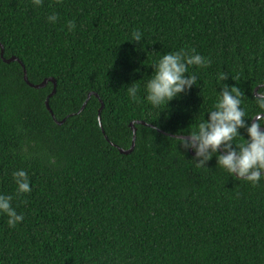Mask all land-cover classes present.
Listing matches in <instances>:
<instances>
[{"label":"trees","instance_id":"trees-1","mask_svg":"<svg viewBox=\"0 0 264 264\" xmlns=\"http://www.w3.org/2000/svg\"><path fill=\"white\" fill-rule=\"evenodd\" d=\"M133 31L141 41L126 40ZM193 49L208 61L189 68L200 87L152 108L151 64ZM25 71L55 82L36 88ZM222 73L251 105L264 0H0V194L24 217L10 228L0 214V264H264V178L235 180L215 156L198 166L179 144ZM20 169L30 192H17Z\"/></svg>","mask_w":264,"mask_h":264},{"label":"clouds","instance_id":"clouds-1","mask_svg":"<svg viewBox=\"0 0 264 264\" xmlns=\"http://www.w3.org/2000/svg\"><path fill=\"white\" fill-rule=\"evenodd\" d=\"M31 3L38 7L42 5L43 0H31ZM47 19L50 23H55L56 13H52ZM74 27L73 22L67 23L68 31ZM126 40L141 41L142 34L133 31L131 37ZM207 63L208 61L194 49L191 53L184 50L163 53L151 64L152 73L143 84L145 100L152 108L160 109V112L168 108L173 99L180 98L181 94L190 91L193 85L200 87L198 74L190 72L189 68H202ZM226 79L227 75L223 73L217 77L220 90L210 110L200 118L187 136L178 138L179 144L184 152L195 149L192 159L198 166L206 165L215 156L216 166L227 172L230 177L255 186L264 178V86L257 85L251 93V105L246 106L245 94L239 87L224 83ZM137 91L138 86L134 83L127 87V95L133 100L137 98ZM246 107L249 110L246 111ZM241 129L246 130V136L241 134ZM12 176L18 193L31 191L27 173L23 169L14 171ZM11 200V196L0 194V214L8 217L6 223L13 228L24 217L17 214L11 206Z\"/></svg>","mask_w":264,"mask_h":264},{"label":"water","instance_id":"water-1","mask_svg":"<svg viewBox=\"0 0 264 264\" xmlns=\"http://www.w3.org/2000/svg\"><path fill=\"white\" fill-rule=\"evenodd\" d=\"M3 53H4V48L2 47V51H1V54L3 55ZM15 59H17L16 57H11L10 59H7V61L9 62V61H11V60H15ZM25 79H26V81L27 82H29V80L27 79V74H26V71H25ZM53 81V82H55V80L53 79V78H48V79H45L42 83H40V84H32L31 82H29V84L31 85V86H34V87H36V88H40V87H42V86H45L46 85V83L48 82V81ZM55 91H56V89H55V86H54V89H53V92L50 94V95H48V97H47V99H46V101H45V103H46V105H47V107H48V109H49V111L52 113V110H51V108L49 107V99H50V97H51V95H53L54 93H55ZM93 94V92H91V93H89L88 94V96H87V100L85 101V103L83 104V106L81 107V110L85 107V105H86V103H87V101H88V99L90 98V96ZM95 94V93H94ZM97 95V94H96ZM104 108V102L101 100V107H100V109H99V114H98V119L100 120V122L99 123H101V111H102V109ZM53 114V113H52ZM53 117L55 118V116H54V114H53ZM65 121V119L64 120H62V121H58V123L59 124H61L62 122H64ZM143 123V122H142ZM130 127L133 129V139H132V144H131V146L128 148V149H123V148H121V147H118L119 148V150L122 152V153H124V154H128V153H131L132 151H133V149H134V146H135V139H136V127L134 126V124L131 122L130 123ZM103 132H104V130H103ZM182 135H179L178 137H181ZM221 150H222V148H221ZM191 152H192V154H194L195 155V152H193V149H191Z\"/></svg>","mask_w":264,"mask_h":264}]
</instances>
